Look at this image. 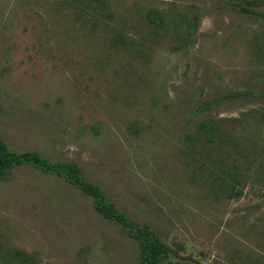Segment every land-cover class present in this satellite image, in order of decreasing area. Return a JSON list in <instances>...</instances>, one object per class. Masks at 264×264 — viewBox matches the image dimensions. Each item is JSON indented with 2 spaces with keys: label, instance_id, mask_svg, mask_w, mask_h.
<instances>
[{
  "label": "rangeland",
  "instance_id": "374dc122",
  "mask_svg": "<svg viewBox=\"0 0 264 264\" xmlns=\"http://www.w3.org/2000/svg\"><path fill=\"white\" fill-rule=\"evenodd\" d=\"M0 137L76 164L163 264H264V0H0ZM139 260L64 178L0 176V264Z\"/></svg>",
  "mask_w": 264,
  "mask_h": 264
},
{
  "label": "trees",
  "instance_id": "16d2710c",
  "mask_svg": "<svg viewBox=\"0 0 264 264\" xmlns=\"http://www.w3.org/2000/svg\"><path fill=\"white\" fill-rule=\"evenodd\" d=\"M23 165L31 166L47 174L58 175L92 198L95 211L103 219L122 227L127 235L138 243L140 250L138 264H163L164 261L169 260L172 253L170 246L163 242L152 229L138 225L126 213L108 202L100 187L81 177L76 164L50 161L35 151H12L0 137V176Z\"/></svg>",
  "mask_w": 264,
  "mask_h": 264
}]
</instances>
